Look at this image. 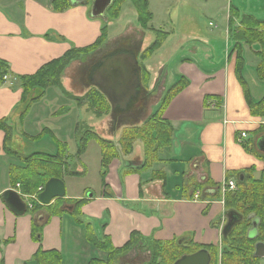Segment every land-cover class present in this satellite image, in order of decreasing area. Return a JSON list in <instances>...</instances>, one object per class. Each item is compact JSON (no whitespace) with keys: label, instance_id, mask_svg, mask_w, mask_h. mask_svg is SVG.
<instances>
[{"label":"crops","instance_id":"crops-1","mask_svg":"<svg viewBox=\"0 0 264 264\" xmlns=\"http://www.w3.org/2000/svg\"><path fill=\"white\" fill-rule=\"evenodd\" d=\"M147 1L152 14V28L142 29L129 0L123 2L116 19L110 18L106 10L101 16L91 15L92 0H71V4L61 11L53 9L51 0H0V60L7 64L6 78L0 79V120L10 128L8 148L18 154H26L19 147L12 148L13 128L16 125L11 124L10 120L18 119L16 127L19 129V140L24 138V134L35 136L34 133L45 129L35 130V126L28 130L26 124L30 111L20 119L18 109L22 104V88L19 76L34 73L70 48L93 43L101 28L106 26L108 36L104 42L92 52L71 60L60 73L61 87L53 86L64 92L66 98L80 97L94 87L87 78L92 65L88 67V63L92 58L116 47L136 51L140 57L156 38L154 30L161 31L164 35L157 49L143 60L151 74L144 89L152 102L146 111L139 110V115L128 125L121 126L114 135L118 138L123 127L141 125L159 107L170 86L184 78L187 85L171 99L163 112V117L173 129L171 145L159 149L160 161L140 173L128 171L140 167L144 162L141 142L134 144L128 156L118 161L113 159L106 175L108 188L90 197L85 196L88 200L81 207L79 219L90 223L100 237L107 236L114 247L122 246L129 240L131 233H137L142 239L165 241L182 237L186 241L215 245L220 241V221L225 212L222 199H186L180 196L178 185L185 175L192 177L197 172L201 181L208 180L219 185L222 190L228 180L227 174L230 175L229 179H234L232 174L254 167L252 175L259 178L264 170V162L259 156L244 146L252 142L256 150L254 142L264 133V118L250 112L243 88L235 75L236 52L233 47L235 43L240 44V37L236 34L239 18L232 16L233 25L229 27L231 7L242 15L264 20V0H258L255 11L250 9L256 0H247L248 6L245 0H229L225 18L214 25L209 22L212 29L197 25L188 30L176 29L178 15H213L223 7V0H177L171 5L170 0ZM156 15L159 20L157 26L154 25ZM192 19L195 20V17ZM242 47L244 80L251 100L256 102L264 97V79L259 80L255 74L258 58L254 52L259 46L254 43L250 46L243 44ZM44 96L45 93L42 98ZM206 96L208 98L205 100ZM142 100L143 94L137 101H140L139 105ZM138 103L126 114L135 111L139 107ZM67 111L65 107L52 114L59 115ZM183 124L186 125V131L194 134L193 137L184 136L180 140L184 151L179 155L173 152L174 131ZM241 133H245V136L240 138ZM4 138L5 133L0 129V264H34L32 257L38 249L58 250L63 257L64 252L69 250L64 232L66 224L71 222L66 219L69 216H49L44 211L40 214L43 220L38 223L37 215L32 212L34 202L31 195L30 200L26 201L30 209L27 208L22 214L14 213L2 197L9 188L17 190L19 187L16 188V183L12 184L11 179V170L19 160L2 148ZM55 150L56 144L51 152L42 153L54 154ZM169 159L177 161L168 162ZM191 168L196 171L192 172ZM152 170L164 171L167 177L165 192L161 190L160 180L149 181ZM143 173L146 174L142 176ZM110 175L113 181L109 182ZM172 178L177 180L171 181ZM140 189L143 191L141 196ZM26 195L23 194L21 198ZM66 197H73V194H66ZM33 224L42 225L38 229V239L35 237L37 231L34 233L32 229ZM81 229V238L87 244L85 230Z\"/></svg>","mask_w":264,"mask_h":264},{"label":"trees","instance_id":"trees-1","mask_svg":"<svg viewBox=\"0 0 264 264\" xmlns=\"http://www.w3.org/2000/svg\"><path fill=\"white\" fill-rule=\"evenodd\" d=\"M125 1L127 0H112L106 8L108 16L112 19H116L120 14L123 2ZM129 1L136 10L138 25L142 29L152 28L150 25L152 14L148 9V1ZM51 4L54 10L61 11L71 4V0H51ZM232 8L233 7L229 9V27L233 25L232 16L238 15L233 12ZM237 32H240L239 34L236 33L238 37H240V44L235 43L233 47L236 52L235 75L243 88L245 100L250 112L254 116L264 118V97L256 102H253L244 80V55L242 47L243 44L250 46L254 43L259 46V49L254 52L258 58V63L255 66V74L259 80H263L264 20H258L252 15L241 14L240 25ZM154 33L156 38L140 54L142 61L152 55L154 50L157 49L164 35L159 30H154ZM107 36V27H102L99 36L93 43L84 47L70 48L60 57L52 59L43 64L34 73L19 76L22 88L21 103L23 104V108L20 111V119H23L26 116L32 104L42 98L45 93L44 90L47 87H61L60 73L71 60L92 52L104 42ZM141 65V80L143 85L147 86L150 81L151 74L144 63ZM6 66L7 64L5 61L0 60V79L5 76L7 72ZM90 68L87 72V76ZM186 85L187 80L181 78L174 85L170 86L163 96L159 107L154 112H152L141 125L123 127L116 142L112 139H106L99 135L94 131L93 127L90 126L91 124H87L84 120L75 124L74 133L76 135L77 141L80 143V151L78 154H81L85 144L88 141L94 140L98 144L101 156L100 177L102 188H104V190L108 186L106 182V175L108 173V167L111 160L118 158L120 154H131L136 142L139 141L142 144L144 162L140 167L131 169L128 172L140 173L151 168L154 162L160 161L158 151L161 148H166L171 145L173 131L171 123L163 117V112L171 99L177 95ZM70 98L75 100L79 106H83L86 113L87 111L91 112L95 118H102L104 115L108 114L110 110L117 114L122 113L118 109L113 110L106 97L95 87H92L83 96H70ZM207 98L208 97L206 96L205 100ZM132 103L133 100L131 101L130 106ZM0 129L5 133L2 148H4L7 154L16 157L22 163V167H19L20 169H16L15 171L14 167L12 168L11 179L12 184H15L16 182L21 184L22 191L24 193L32 194L33 190L38 185H44V183L51 177L63 179L66 175L78 173L76 170L72 169L69 166V163L66 161V150L64 143L55 138L48 129H45L35 136H29L26 134L23 136L24 139L39 140L44 136L45 133L50 134L53 142L56 144L55 153L46 154L33 152L28 155L18 154L17 152H14L8 148V142L10 140V128L3 120H0ZM257 132H259V130L255 131L254 133L256 134ZM244 146L251 150L254 154L258 155L262 162H264V152L259 151L255 145L254 147L256 150H254L252 142H250V144L246 143ZM176 161V159L168 160V162ZM176 170L177 169H175L174 172H176ZM254 170V167H249L243 171L232 174V176H235L236 189L224 194L223 204L225 211H235L241 215V219L232 226L230 231L222 239V243L224 244L222 261L224 264H259V258L254 256V249L257 242H264V170H262L259 178H254L252 175ZM183 174L184 171L182 170L181 175ZM190 177L191 176L185 175V177L181 179V183L178 185L181 197L186 199L191 198L194 192L197 190H200L202 192L201 194L203 195L207 193V190H210L209 193L213 194V196L217 195V192L219 191V185H216L208 180H202V182H197L196 180L191 181ZM226 178L229 179L230 175L227 174ZM154 180L161 181V190L162 192H165L167 177L164 171L152 170L149 181ZM30 185L34 186L35 188H29ZM104 190H102V192ZM142 194V190L140 189V196ZM59 199L60 198L54 199L55 201L48 205H42L35 201L32 212L44 207L45 212H47L49 216L64 215V213H66L70 215V218L73 219V222L77 223L79 226L81 225L85 230L84 237L86 242L89 243L93 248L106 253L105 258H90L87 261V264H113V260H115L118 255L126 253L136 241L140 240L146 241L147 244L153 248V261L147 264H153L159 257L164 259V264H172L182 253L194 252L201 248H206L215 255L218 252V248L215 245L199 244L193 242L192 240L179 242L180 239L178 238L165 241L145 238L142 239L137 233H131L129 240L126 241L122 246L114 247L107 236H97V232L90 223H85L79 219L81 216V206L84 205V203L88 200L87 198L84 196L65 197L66 200L74 204L71 212H69L67 209L60 208V202L58 201ZM251 215L258 219V223L255 226L256 235L252 238L248 236L249 229L253 227V217ZM41 226L42 225L33 224L32 229L34 233L37 231L39 234L38 229ZM36 233L35 237L38 239L39 236L37 237ZM164 251L170 252V254L163 255L162 253L166 254ZM170 255H173L174 257H171ZM32 260L34 264L63 263L62 254L58 250L54 249H38L34 253Z\"/></svg>","mask_w":264,"mask_h":264},{"label":"rangeland","instance_id":"rangeland-1","mask_svg":"<svg viewBox=\"0 0 264 264\" xmlns=\"http://www.w3.org/2000/svg\"><path fill=\"white\" fill-rule=\"evenodd\" d=\"M177 0H170L169 4H175ZM236 2H240V0H235ZM248 1L245 0L246 6L249 4ZM258 0L255 1V3L252 5V8L250 11H255V6H257ZM229 4V0H223V7L219 9L217 12H215L213 15L209 13H205L202 15H178L175 27L178 30H188L190 27H196L197 25L201 28L206 29H212L213 26H209V22H211L212 25L215 24V22L222 21V19L225 18L227 15V5ZM233 12L238 14L234 15L237 16L238 22L236 24L237 27L240 25V11L232 8ZM192 17H195V20L192 19ZM202 21V23H200ZM153 23V22H152ZM154 25H159L158 15H156L154 20ZM240 32H237L239 34ZM136 55V58L138 59V66H139V75H140V87H139V93L140 96L143 94V100L141 104L138 105L139 107L132 111L130 114H115L113 111H109L108 114L104 115L102 118H95L94 115L91 112L87 113L85 112V108L83 106H79L75 100L71 98H66V94L57 87H47L45 91V96L42 99L37 100L34 104H32L29 108V115H28V124H26V127L28 130H31L35 126H37L38 130L39 128L48 129L52 135H54L55 138L60 139L62 143L65 145L66 150V161L69 163V166L76 170L78 173L66 175L64 176V183L66 187V194L72 195L73 197H82V196H89L93 194H98L104 188H102L101 184V177H100V163H101V156H100V149L98 147V144L94 140L88 141L81 154H78L80 151V143L77 141L76 135L74 133V127L75 124L80 121H85L87 124H91L90 126L93 127L94 131H98V133L104 137H110L112 140L116 142L117 138L115 137V132L118 130L121 126L128 125L130 122H132L136 115H139L140 111H146L150 103L152 102L151 97L149 96L148 92L144 89V85L141 80L142 75V65L143 61L139 57V53L136 51H133ZM100 55H97L95 58H92L89 65L94 63L97 59H99ZM18 83V81H16ZM83 105V104H82ZM68 108V111L63 114H52L54 112H59L62 108ZM23 108V104L20 105V108L18 109V112L21 111ZM141 108V109H140ZM36 117V120L34 121L33 118ZM17 118L14 120H10V123L14 126H17ZM13 128V147L14 149L20 148V151L22 155H28L31 154V152L35 150H39L42 152H51L53 150V147L55 146L53 139L50 134L45 133L43 138H40V140H34V141H28L25 140L23 137L21 140H19V129L17 127ZM100 131L99 132V130ZM40 133V132H39ZM38 133V134H39ZM37 135V133H34ZM192 132L186 131V125H182L180 129L174 131L175 135V144H174V151L176 154L182 155L184 148L183 144H180V140L184 136L186 137H193ZM181 138V139H180ZM21 141V142H20ZM20 143V146H19ZM41 148V149H39ZM35 153V152H34ZM174 154V153H172ZM128 155H122L120 154L118 158H114L120 160ZM174 156V155H170ZM113 160V159H112ZM111 160V161H112ZM185 166V165H183ZM19 167H22V163L20 161L17 162L16 166H14V170L20 169ZM82 169L78 171L79 168ZM196 169L191 168V171L194 172ZM18 171V170H17ZM189 172V171H187ZM197 173V172H196ZM194 172V176H192L191 181H197L202 182L200 180V175L196 174ZM146 173H143L142 176H144ZM113 175V173H112ZM110 175V181H113V176ZM190 175V173H189ZM193 175V174H192ZM124 178V177H123ZM171 178L169 177V180ZM177 179L172 178L171 181H175ZM16 184H19V187L17 190L20 192V194L23 196V194H26L22 191V186L19 182H16ZM15 185V184H14ZM43 185H38L36 188L32 185L29 186V188H35L32 192V194H27L22 198L24 202L27 200L29 201V195H31V198L33 202L36 200V194L39 193V187ZM108 188V187H107ZM162 189V188H161ZM142 190V189H141ZM234 191V190H233ZM196 195H193L191 198L188 199H208V200H220L222 199V204L224 203V194L229 192L227 191H219L217 192L216 196H213L211 193L201 194L202 192L200 190L196 191ZM143 193V191H142ZM66 197V196H65ZM65 197L60 198L58 201L60 202V208L67 209L69 212H71V209L73 208L74 204L72 202L65 199ZM67 198V197H66ZM86 198V197H85ZM55 201V200H54ZM53 201V202H54ZM51 202V203H53ZM34 204V203H33ZM26 207L28 208V202H26ZM82 207V206H81ZM224 207V204H223ZM26 208V209H27ZM30 209V208H28ZM33 209V208H32ZM45 208L37 209L35 211V215H40L41 213H44ZM66 214V213H64ZM68 224L64 223V232L66 241L68 244V251L65 253L63 258V264H87V261L90 258H97V259H103L106 256L105 252H100L99 250L93 248L89 243H85L83 238H81V235L83 233V228L81 225H77V223L73 222V219L70 218L69 214H66ZM37 218V217H36ZM72 222L79 226L76 227L72 224ZM81 229V230H80ZM36 236L38 237V232L36 233ZM168 250V249H167ZM166 254L162 253L163 255L170 254V252L164 251ZM152 253L153 248L150 247L146 241H136L135 244L128 249V251L124 254H120L117 256L115 260H113V264H147L153 261L152 259ZM160 256V255H159ZM171 256V255H170ZM171 257H174L173 255ZM156 260V259H155ZM162 257H159L156 262L153 264H164ZM261 264H264V257L261 258Z\"/></svg>","mask_w":264,"mask_h":264},{"label":"water","instance_id":"water-1","mask_svg":"<svg viewBox=\"0 0 264 264\" xmlns=\"http://www.w3.org/2000/svg\"><path fill=\"white\" fill-rule=\"evenodd\" d=\"M111 1L92 0L91 15H103ZM88 79L106 97L113 110L118 109L122 113H125L129 111L131 101H135L140 87V75L136 55L132 50L115 49L91 66ZM254 144L259 151L264 152V134L259 135L255 139ZM65 194L64 181L57 177H51L45 182L43 190L37 194L36 199L41 204L48 205L54 199L64 197ZM2 197L14 213L22 214L25 211V203L14 190H6ZM226 215L227 222L222 229L224 236L241 219V215L235 211H228ZM38 220H42V215L38 216ZM182 241L183 238L179 242ZM255 255L264 256V243L260 242L256 244ZM209 260L208 250L202 248L191 254L180 256L172 264H209Z\"/></svg>","mask_w":264,"mask_h":264},{"label":"flooded vegetation","instance_id":"flooded-vegetation-1","mask_svg":"<svg viewBox=\"0 0 264 264\" xmlns=\"http://www.w3.org/2000/svg\"><path fill=\"white\" fill-rule=\"evenodd\" d=\"M115 49H126V48H124V47H116V48H114V49H112L111 51H108V52H106V53H104L103 55H101L100 57H99V59H97L92 65H94L98 60H100L104 55H106V54H108V53H110V52H112L113 50H115ZM129 50V49H128ZM140 93H139V91H138V93H137V96H136V98H135V101H133V105L134 104H136V102L140 99ZM131 104V105H132ZM131 108H132V106H131ZM226 212L227 211H225V213L224 214H226ZM252 216V215H251ZM253 217V216H252ZM227 220V219H226ZM225 217H224V215H223V217H222V219H221V221H220V223H221V225H222V227H221V230H222V228L224 227V225H225ZM257 223H258V219H256L255 217H253V227L252 228H250L249 229V231H248V236L250 237V238H252V237H254L255 235H256V231H255V226L257 225ZM221 236H220V241L217 243V244H215V246L218 248V252L216 253V255L214 254V253H212L210 250H208V253H209V256H210V260H209V264H224V262L222 261V258H223V247H224V244L222 243V239H223V237H225L224 235H222V234H220ZM261 241H259V242H257L256 244H258V243H260ZM262 243H264V242H262ZM256 244H255V247H256ZM208 245V244H207ZM210 245H214V244H210ZM195 252V251H194ZM191 253H193V252H184V253H182L181 255H179L177 258H179L180 256H182V255H184V254H191ZM254 256H256V257H258L259 258V264H261V258L262 257H264V256H257V255H255V249H254ZM176 258V259H177ZM175 259V260H176Z\"/></svg>","mask_w":264,"mask_h":264},{"label":"built area","instance_id":"built-area-1","mask_svg":"<svg viewBox=\"0 0 264 264\" xmlns=\"http://www.w3.org/2000/svg\"><path fill=\"white\" fill-rule=\"evenodd\" d=\"M6 77H4L5 79ZM245 133H241L240 137H244ZM235 181L233 179H230L227 181L226 185H223L222 191H226V190H232L235 188ZM40 189V188H39Z\"/></svg>","mask_w":264,"mask_h":264}]
</instances>
